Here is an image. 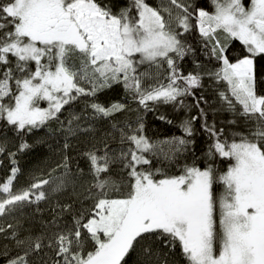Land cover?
Masks as SVG:
<instances>
[{"label": "snow or ice", "instance_id": "1", "mask_svg": "<svg viewBox=\"0 0 264 264\" xmlns=\"http://www.w3.org/2000/svg\"><path fill=\"white\" fill-rule=\"evenodd\" d=\"M193 28L216 67L195 62L197 70L185 75L179 62L195 52L184 37ZM233 42L240 45L234 59L228 54ZM261 62L264 0H168V6L158 7L148 0H0V122L12 131L27 135L50 121L66 123L68 135L94 131L81 125L84 113L90 110L91 120L110 119L127 110V100L144 112L159 105L198 110L176 125L180 135L158 141L144 134L142 118L135 127L112 123V131L83 154L91 181L81 192L76 183L84 169L72 173L67 156L58 165L62 174L14 191L20 169L16 153H9L13 166L0 183V218H5L0 239L6 242L0 259L4 264H33L34 256L40 264H172L178 251L185 264H264ZM204 77L217 85L224 110L252 124L247 132L235 131L229 139L208 122L200 107L204 98L194 91L204 87ZM117 87L126 102L105 105L100 95ZM187 97L195 103L187 105ZM81 98H86L83 111L62 121L65 106ZM157 119L173 124L164 115ZM197 120L210 141L200 156ZM33 147L24 141L18 151ZM220 162H227L225 170ZM114 166L123 173L119 179L111 175ZM69 187L81 208L57 204L52 218L41 221L39 234L18 219L7 222L25 206ZM84 201L91 203L85 208ZM66 212L70 225L62 222Z\"/></svg>", "mask_w": 264, "mask_h": 264}, {"label": "trees", "instance_id": "2", "mask_svg": "<svg viewBox=\"0 0 264 264\" xmlns=\"http://www.w3.org/2000/svg\"><path fill=\"white\" fill-rule=\"evenodd\" d=\"M184 3L190 2V0H182ZM148 3L154 7L160 5L168 6V0H148ZM173 8V12L175 13ZM186 43L191 45L195 50L194 54H189L185 57L183 61H180V67L183 73L186 75L189 72L196 71L195 62H199L204 65L205 68L213 69L216 67L215 61H209L205 56V50L201 43V38L198 31L193 28L189 33L184 34ZM223 40V36L221 35ZM240 45L238 42H233V47L229 50V56L233 59L238 55ZM143 70V69H142ZM203 71V69H200ZM264 73V62L258 65V78L264 79V76L260 74ZM204 87L201 89H196V97L203 96V100L200 101V107L207 112V119L209 123L215 122L217 128H223L225 130V136L231 138V135L235 131L247 132V130L252 127L250 122L241 116H234L231 112L223 109L222 102L217 93V85L213 83L208 77L203 79ZM86 98H81V100L74 102L71 106H65V110L62 111L60 119L62 121H67L69 118V113H81L85 107L84 100ZM99 99L105 104H110L112 102H126V97L124 95L122 88H114L108 90L106 93L101 94ZM187 105H193L195 103L192 97H187L185 100ZM127 110L121 113H117L114 117L106 120H91L90 110L88 113H84V118L80 121L83 127L92 126L94 131L90 132H77L76 135H68L64 129L67 128L65 123L63 127L56 121H50L49 125L45 128L34 131L33 133L27 135H21L11 130L10 127L6 126L4 122H0V143L5 145V152L0 154V183L6 181L7 177L10 175V169L12 168V157L9 153L14 152L15 160L20 169L17 174L16 180L14 181L13 190L26 189L32 182H36L40 179H51L57 175L64 172L62 167H58L63 163V157H68L69 167L72 173H76L77 168L84 169V175L77 179L76 191L81 192L83 187L86 186L90 181L91 177L87 174L88 165L83 154L93 147V144L99 141L107 133L112 131V123H116L118 126H123L124 124H131L133 127L136 126L138 118L143 119L145 125L144 134L153 141L163 140L169 138L173 135H180L176 125L179 124L187 116L196 115L198 110L192 107L190 110L180 109L174 110L171 105H159L154 111L144 112L143 109L138 108L137 104L127 100ZM42 107H46V104H42ZM159 115H164L168 119L173 121L172 125L165 123L157 119ZM235 120V124H230V120ZM201 121L197 120L195 122V129L197 135L196 139V155L200 156L205 149L207 143L210 141L206 140L205 135L200 130ZM28 142L34 147L31 150L25 152H19L18 147L22 142ZM68 143L69 147L65 149L63 146ZM119 145L112 143L111 147L116 148ZM188 162L191 163V157H189ZM227 162H220L218 167L221 170L226 169ZM159 166V165H157ZM202 166V165H201ZM53 169H56L53 172ZM52 173V177L49 176ZM111 175L119 179L123 173L119 166H114L111 170ZM48 186H45L47 189ZM217 192L222 190V186H217ZM50 199L46 201H41L39 205L31 204L25 206L21 211L14 213L13 216L7 217V222L16 223V220L24 225L25 229H30L32 234H39L42 225L41 221H48L52 218V209L56 207L57 204L66 205L72 204L74 210H79L81 204L76 200V196L72 193V188L69 187L66 191L58 193H50ZM90 201H84L83 207H88ZM37 207L40 209L37 211ZM59 211V209H56ZM15 217V218H13ZM5 219V218H0ZM72 216L71 213L66 212L63 215L62 222H67L71 224ZM28 231H22V235H28ZM6 243L3 239H0V245ZM47 252L48 250L45 249ZM15 254V253H13ZM47 259V257H44ZM33 264H40L39 257H30ZM172 264H185L182 256L177 251L175 256L170 257ZM0 264H4V261L0 259Z\"/></svg>", "mask_w": 264, "mask_h": 264}]
</instances>
